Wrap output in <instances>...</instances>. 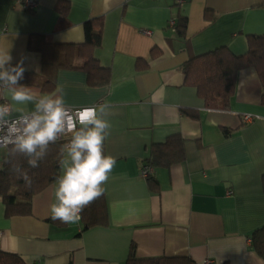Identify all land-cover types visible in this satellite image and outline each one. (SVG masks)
<instances>
[{
  "label": "crops",
  "instance_id": "obj_1",
  "mask_svg": "<svg viewBox=\"0 0 264 264\" xmlns=\"http://www.w3.org/2000/svg\"><path fill=\"white\" fill-rule=\"evenodd\" d=\"M24 1L0 0V49H8L13 65L23 61L20 83L40 93L46 92L43 59L28 48L31 37L79 46L86 40L84 24H101L100 48L75 66L97 61L110 71L109 85L91 89L81 69L59 70L50 93L62 87L72 109L111 106L104 153L116 165L103 185L107 226L53 221V183L32 198L27 216L8 217L0 197V253L24 264H126L134 246L139 259L264 264L250 242L264 226L258 72L246 67L235 73L225 109L208 104L188 77L195 58L220 49L236 58L248 53V38L264 36V0H34L30 11ZM62 3L65 16L56 11ZM179 20L183 36L169 25ZM173 137L183 140L184 159L154 171V193L141 168L152 146Z\"/></svg>",
  "mask_w": 264,
  "mask_h": 264
},
{
  "label": "trees",
  "instance_id": "obj_2",
  "mask_svg": "<svg viewBox=\"0 0 264 264\" xmlns=\"http://www.w3.org/2000/svg\"><path fill=\"white\" fill-rule=\"evenodd\" d=\"M67 10V5L64 3L56 6V11L60 16H65ZM172 29L178 36H183L185 22L179 20L174 23ZM84 30L86 40L83 45L79 46L49 44L42 36L31 37L28 48L39 53L43 59L41 86L45 89V93H50L54 89L55 76L59 70L81 69L85 72L87 85L91 89L105 88L109 85L110 71L102 68L97 61L90 58L83 67L75 66L77 60L84 59L93 48L101 46V24L99 22H86ZM33 39L36 40L32 41ZM246 67H253L258 72L263 87L261 105L264 106V36L249 37L248 53L243 57H233L226 50L220 49L191 60L188 65V77L201 97L206 98L208 104L214 103L213 107L225 109L233 92L235 73ZM218 86L221 87L218 89ZM61 145L62 143L50 145L48 154L36 168H31L24 156L9 157L6 149L0 168V197L8 217L29 215L32 198L54 182L60 170ZM183 159V140L180 137L170 138L163 145L152 146L150 157L143 164L152 169V173L145 178L150 191L156 193L158 190L154 171L167 169L170 165L182 162ZM15 166H19L28 174L32 180L31 187H27L25 181L19 178V174L13 171ZM81 216V222L85 223V228L98 225L107 226L103 196L86 207ZM250 242L254 253L264 261V226L252 233ZM0 264H24V262L16 255L0 253ZM126 264L195 263L186 257L139 259L136 258L135 248L132 246Z\"/></svg>",
  "mask_w": 264,
  "mask_h": 264
},
{
  "label": "clouds",
  "instance_id": "obj_3",
  "mask_svg": "<svg viewBox=\"0 0 264 264\" xmlns=\"http://www.w3.org/2000/svg\"><path fill=\"white\" fill-rule=\"evenodd\" d=\"M12 60L8 49H0V147L8 150L9 157H26L28 165L36 168L50 145L67 137L61 145L59 174L51 186L49 214L53 221L77 223L84 209L104 194L103 185L116 165V158L104 153L112 128L111 106L70 109L62 87L40 93L21 84L23 61L13 65ZM257 119L264 117L257 115ZM13 171L31 187L25 171L19 166Z\"/></svg>",
  "mask_w": 264,
  "mask_h": 264
},
{
  "label": "built area",
  "instance_id": "obj_4",
  "mask_svg": "<svg viewBox=\"0 0 264 264\" xmlns=\"http://www.w3.org/2000/svg\"><path fill=\"white\" fill-rule=\"evenodd\" d=\"M23 5V8L26 10V11H30L34 8L37 7V3L34 1V0H25L24 3H22ZM170 27H173L174 26V22H170ZM144 34L146 35H149L150 32L148 31H144L143 32ZM72 109V108H70ZM74 110V109H73ZM244 122H248L250 121V116H246L244 117ZM67 141V137H65L62 141L58 142V143H64ZM0 149H4L3 147H0ZM152 173V169H150L149 167L143 165L142 168H141V175L143 178H146L148 175H150ZM0 237H1V233H0ZM205 264H212V262L210 261H206Z\"/></svg>",
  "mask_w": 264,
  "mask_h": 264
},
{
  "label": "rangeland",
  "instance_id": "obj_5",
  "mask_svg": "<svg viewBox=\"0 0 264 264\" xmlns=\"http://www.w3.org/2000/svg\"><path fill=\"white\" fill-rule=\"evenodd\" d=\"M5 154H6V149H0V168L2 165V159L5 156Z\"/></svg>",
  "mask_w": 264,
  "mask_h": 264
}]
</instances>
